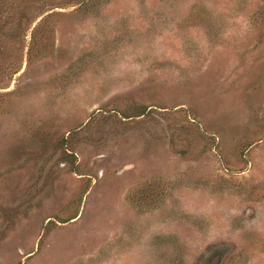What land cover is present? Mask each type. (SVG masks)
<instances>
[{
	"label": "rangeland",
	"instance_id": "1",
	"mask_svg": "<svg viewBox=\"0 0 264 264\" xmlns=\"http://www.w3.org/2000/svg\"><path fill=\"white\" fill-rule=\"evenodd\" d=\"M0 264H264V0H0Z\"/></svg>",
	"mask_w": 264,
	"mask_h": 264
}]
</instances>
